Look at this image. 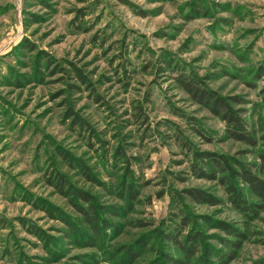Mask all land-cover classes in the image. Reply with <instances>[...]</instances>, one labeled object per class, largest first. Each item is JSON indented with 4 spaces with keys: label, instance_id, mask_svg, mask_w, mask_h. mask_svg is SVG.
I'll return each mask as SVG.
<instances>
[{
    "label": "rangeland",
    "instance_id": "obj_1",
    "mask_svg": "<svg viewBox=\"0 0 264 264\" xmlns=\"http://www.w3.org/2000/svg\"><path fill=\"white\" fill-rule=\"evenodd\" d=\"M180 75L238 98L257 145L228 139ZM193 151L264 177V0H0V264H174L186 216L216 250L231 238L215 222L244 233L229 264H264V201L243 190L257 210L243 216L192 175ZM55 175L93 196L97 245Z\"/></svg>",
    "mask_w": 264,
    "mask_h": 264
},
{
    "label": "trees",
    "instance_id": "obj_2",
    "mask_svg": "<svg viewBox=\"0 0 264 264\" xmlns=\"http://www.w3.org/2000/svg\"><path fill=\"white\" fill-rule=\"evenodd\" d=\"M27 45L29 48L35 49L34 44H31L29 41H27ZM77 77L82 83H85L82 74H77ZM177 82L180 88L184 90L195 103L205 107L212 115L219 118L220 121L224 123L225 133L228 139L244 143L251 147L257 145L258 138L256 134L252 130L246 128L239 110L233 108V105H240L242 103L238 98L222 97L218 95L205 87L195 76L180 75L177 78ZM138 109V112L141 113V106L138 107ZM175 115L184 119V115L178 112H175ZM69 117L74 118V115L70 114ZM77 119L74 118L73 123L82 127V122H78ZM191 120L192 119H189V121L186 120V122L190 124L192 123L190 122ZM195 130L201 133L197 128H195ZM177 144L180 145L181 148L187 147L186 142L180 136H178ZM188 151H190V148ZM193 156L196 162L190 165L192 175L201 179L218 182L224 187L227 199L235 210L245 217L257 216V210L254 209L255 205L248 202L243 193V190H247L261 201H264V177H259L256 174V166L254 164L236 162V168L234 169L230 162L231 160L223 155L193 151ZM260 158L264 161V152L260 154ZM86 177H88L90 181H93L88 174H86ZM48 181L61 195L72 199L70 201L74 209L83 216L95 235L94 239L91 241L92 244L97 245L98 239L102 236L100 229L105 230L108 226L105 220L97 222L96 211L98 209L94 204L93 196L72 187L61 175H55ZM183 192L198 203H207L209 205L220 203L219 200L198 189H187ZM77 199L87 206L75 202ZM101 209L106 212L110 210L105 207H101ZM112 213L117 212L115 211ZM215 225H217L216 227L227 237L231 238L229 240H220L221 244L223 243L226 249L216 250L213 248L205 242V236L197 230L196 221L192 220L189 216L182 218L180 224L175 226V230L179 232L178 236L170 235L173 237H169V240L172 241L182 253V258H171L170 261L174 264H229L233 261L242 246L244 233L225 222L218 221L215 222ZM184 231H186L187 234L180 240L178 237ZM33 233L36 235L35 232Z\"/></svg>",
    "mask_w": 264,
    "mask_h": 264
}]
</instances>
